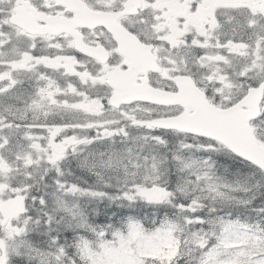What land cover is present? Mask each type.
Here are the masks:
<instances>
[{"label":"snow or ice","instance_id":"6c2138e0","mask_svg":"<svg viewBox=\"0 0 264 264\" xmlns=\"http://www.w3.org/2000/svg\"><path fill=\"white\" fill-rule=\"evenodd\" d=\"M0 264H264V0H0Z\"/></svg>","mask_w":264,"mask_h":264}]
</instances>
